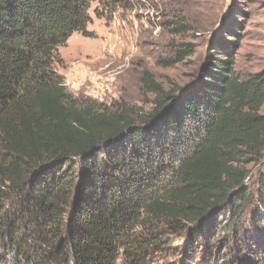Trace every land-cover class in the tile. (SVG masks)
Here are the masks:
<instances>
[{
  "label": "trees",
  "instance_id": "trees-1",
  "mask_svg": "<svg viewBox=\"0 0 264 264\" xmlns=\"http://www.w3.org/2000/svg\"><path fill=\"white\" fill-rule=\"evenodd\" d=\"M94 1L0 0V264H144L190 227L231 233L254 202L245 165L264 151V71L238 75L234 40L185 87L145 77L150 112L75 99L59 50L93 35Z\"/></svg>",
  "mask_w": 264,
  "mask_h": 264
},
{
  "label": "rangeland",
  "instance_id": "rangeland-1",
  "mask_svg": "<svg viewBox=\"0 0 264 264\" xmlns=\"http://www.w3.org/2000/svg\"><path fill=\"white\" fill-rule=\"evenodd\" d=\"M90 15L87 31L93 35L74 33L59 50L58 73L75 99L125 103L150 112L155 94L145 77L165 92L185 87L196 82L216 43L234 40L240 43L238 75L246 79L264 71V0H95ZM172 21L186 26L184 32L175 33ZM186 44L195 53L179 61ZM263 165L264 151L256 163L245 165L244 186L252 189L254 202L236 229L224 236L216 230L191 235L190 227L174 237L179 243L153 251L144 264L264 263V216L260 223L255 219Z\"/></svg>",
  "mask_w": 264,
  "mask_h": 264
}]
</instances>
